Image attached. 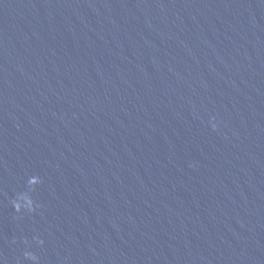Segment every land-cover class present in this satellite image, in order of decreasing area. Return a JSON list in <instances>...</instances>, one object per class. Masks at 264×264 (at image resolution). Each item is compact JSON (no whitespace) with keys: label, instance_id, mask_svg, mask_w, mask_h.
Segmentation results:
<instances>
[{"label":"water","instance_id":"water-1","mask_svg":"<svg viewBox=\"0 0 264 264\" xmlns=\"http://www.w3.org/2000/svg\"><path fill=\"white\" fill-rule=\"evenodd\" d=\"M27 247L264 264V0H0V264Z\"/></svg>","mask_w":264,"mask_h":264},{"label":"clouds","instance_id":"clouds-1","mask_svg":"<svg viewBox=\"0 0 264 264\" xmlns=\"http://www.w3.org/2000/svg\"><path fill=\"white\" fill-rule=\"evenodd\" d=\"M216 125L213 124V128H215ZM42 180L37 176V184H41ZM37 184H31L30 186L35 188ZM13 208L17 214H20L21 216L23 214H32L36 211V203L32 197V194L30 192H21L19 196L14 200L13 202ZM35 243H37L40 246H43L44 241L39 239V237L34 238ZM27 241H25V244L27 245ZM23 260L31 262V264H40L39 257L30 249V247H27L23 253Z\"/></svg>","mask_w":264,"mask_h":264}]
</instances>
